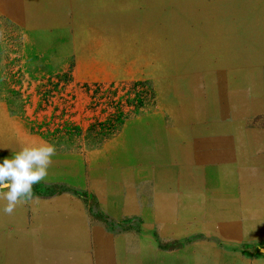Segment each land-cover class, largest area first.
I'll return each mask as SVG.
<instances>
[{"label":"rangeland","instance_id":"obj_1","mask_svg":"<svg viewBox=\"0 0 264 264\" xmlns=\"http://www.w3.org/2000/svg\"><path fill=\"white\" fill-rule=\"evenodd\" d=\"M263 52L264 0H0V159L56 147L33 198L0 212V260H35L56 211L83 217L73 264H116V246L124 258L153 241L160 255L211 238L264 254L262 186L246 188L250 202L236 194L233 211L220 204L217 219L196 206L183 225L218 234L172 243L136 202L210 108L254 134L257 171L247 177L262 169L264 181Z\"/></svg>","mask_w":264,"mask_h":264},{"label":"crops","instance_id":"obj_2","mask_svg":"<svg viewBox=\"0 0 264 264\" xmlns=\"http://www.w3.org/2000/svg\"><path fill=\"white\" fill-rule=\"evenodd\" d=\"M188 127L189 130L176 138L177 148H180L170 152L165 168L157 169L153 177H149L152 180L147 187H153V194L146 198L136 195V202L142 203L138 208L150 212V221L161 225L158 231L169 243L183 238L185 241L192 234H218L217 227L213 225L196 227L187 226L186 222V226L183 225L182 220L192 217L187 216V213L196 210V206L199 208L207 203L216 212L214 217L217 219L220 204H227L226 209L233 211L236 194L247 197V200L242 201L250 202L251 196L246 188L264 187V181L260 178L262 169L257 172L256 178L247 177L257 171L251 158L252 153L256 152L253 149L259 146L254 134L244 133L240 126L227 119L225 112L221 113L217 108H210L206 116H197ZM131 186L138 192V185ZM237 187L240 189L235 192ZM253 196L261 202L257 189ZM130 199L133 202V197ZM76 218L83 220V217L75 216L74 212L56 211L50 216V223H47L50 226L42 233L49 235L41 238L42 245L37 249L35 260L3 259L0 264H73L69 257L75 249ZM149 229L155 230L154 227L142 228L147 233ZM209 240L189 244L183 242L179 244L178 252L162 255L156 253L153 241L140 244L146 246L138 247V253L125 255L124 258L116 246V264H264V254H253L255 251L250 255L240 254L237 251L239 249L220 248L218 242H212V238ZM131 241L134 251L133 241L137 245L138 241L135 238ZM204 250L209 253H203Z\"/></svg>","mask_w":264,"mask_h":264},{"label":"clouds","instance_id":"obj_3","mask_svg":"<svg viewBox=\"0 0 264 264\" xmlns=\"http://www.w3.org/2000/svg\"><path fill=\"white\" fill-rule=\"evenodd\" d=\"M55 154L54 144L42 143L0 159V201H6L0 212L11 215L17 205L33 198V186L45 179Z\"/></svg>","mask_w":264,"mask_h":264},{"label":"bare ground","instance_id":"obj_4","mask_svg":"<svg viewBox=\"0 0 264 264\" xmlns=\"http://www.w3.org/2000/svg\"><path fill=\"white\" fill-rule=\"evenodd\" d=\"M237 10H238V9H237ZM237 10H236V11H237ZM225 12H226V11H225ZM238 13H240V10L237 11V14H238ZM192 14H193V13H192ZM238 15H239V14H238ZM238 15H237V16H238ZM239 16H240V15H239ZM193 17H194V16H193ZM189 18H190V17H189ZM260 31H261V30H260ZM261 33H262V32H261ZM189 50H190V49H189ZM262 51H263V50H262ZM263 53H264V52H263ZM234 77H235V76H234ZM232 79H233V77H232ZM232 83H233V82H232ZM234 83H235V82H234Z\"/></svg>","mask_w":264,"mask_h":264}]
</instances>
